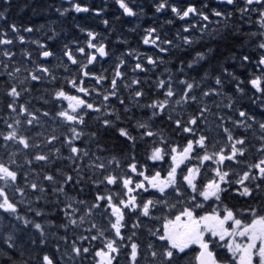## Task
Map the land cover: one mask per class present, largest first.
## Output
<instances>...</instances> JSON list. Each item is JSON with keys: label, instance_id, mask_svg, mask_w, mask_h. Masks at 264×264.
Listing matches in <instances>:
<instances>
[{"label": "snow or ice", "instance_id": "obj_1", "mask_svg": "<svg viewBox=\"0 0 264 264\" xmlns=\"http://www.w3.org/2000/svg\"><path fill=\"white\" fill-rule=\"evenodd\" d=\"M114 2L127 17L144 13L135 0ZM4 5L6 20L11 4ZM152 7L184 26L172 38L145 29L143 43L156 54L128 49L111 76L93 70L109 52L91 29L81 27L86 43H64L59 55L30 40L43 24L0 30L8 110L0 129V264H264V0ZM56 11L100 16L104 8L69 0ZM48 31L49 41L59 35L52 24ZM239 40L251 53L235 47ZM17 41L25 45L20 61ZM237 64L252 71L241 79ZM34 90L43 106L32 109L21 100ZM61 126L67 131L57 135Z\"/></svg>", "mask_w": 264, "mask_h": 264}, {"label": "trees", "instance_id": "obj_2", "mask_svg": "<svg viewBox=\"0 0 264 264\" xmlns=\"http://www.w3.org/2000/svg\"><path fill=\"white\" fill-rule=\"evenodd\" d=\"M11 7H9L8 12L6 13V20L0 19V30H3L8 27L9 24L11 23H16L18 26L23 25V26H30L34 25L36 27H39L41 24L45 25V28L39 32L34 31L32 34H27V33H22L25 36H29L30 40L31 39H39L41 42L46 43L48 46H50L53 50L57 51V54L59 55L60 49H56L54 46V41H49L46 39V35H50L51 33L48 31V25L52 24V26L55 28L57 32H63L68 34L69 30H73L74 34L77 33L73 41H79L80 43L84 42V39L87 37L86 32H81V27L83 28H88L91 29L99 34H104L105 36H114V29L116 28L113 26L115 24V19L120 17L123 21H127L123 16L120 14L116 13V9L113 11V9L116 7L117 4H115L114 0H81L82 3H87L93 7H103L104 12L100 16H96L95 14L89 12V13H75V12H70L67 15L61 17L56 9L58 7H68L69 2L67 0H9ZM153 0H136V5L143 6L144 8V13L138 17L139 20H142L143 18L150 19L152 14H155V10H153L152 7ZM113 5L112 7H109L110 12L105 14V8L107 6ZM4 0H0V10H3L4 7ZM35 9V11H34ZM108 9V10H109ZM70 14V15H69ZM109 15V16H108ZM144 15V16H143ZM157 15H159L157 13ZM69 16V17H68ZM108 16V17H107ZM68 17V18H67ZM104 19H107L109 21L108 27H104V24L102 21ZM52 22H55L54 24ZM72 25V26H71ZM77 25H80V27H77ZM157 26V25H156ZM166 28H169L167 25H164ZM162 27V29H165V27ZM114 27V29H113ZM160 27V25L158 26ZM74 28V29H73ZM143 29L142 26H136V37L138 36L139 31ZM117 30V29H116ZM10 31V30H9ZM168 35L167 37L172 38L175 36V31L172 28L168 29ZM171 35L169 36V34ZM131 37V35H128V38ZM127 38V39H128ZM143 39V38H142ZM130 40V39H128ZM127 40V43H128ZM72 41V42H73ZM71 42V43H72ZM142 42V41H141ZM70 43V44H71ZM131 42L129 41L128 44ZM235 43H238L237 41ZM127 44V45H128ZM242 44L237 45V48L241 47ZM30 50H33V55L38 56V53L35 51L36 45L35 44H27L26 45ZM25 47V45H21L19 41L15 43L13 46L12 50L16 52V60L20 61L21 59V50ZM3 46H0V49H2ZM227 53H225L226 55ZM0 59H4L3 57H0ZM223 59V57H222ZM50 65L54 64L55 61L54 59L49 61ZM229 64V60L227 61ZM235 72L237 74L238 70L235 67ZM60 73L63 72V69L59 70ZM5 72V69L3 68L2 65H0V129L4 127L2 123V119L5 117L6 112V103L7 100L4 96L5 89L3 87V83L5 80V77L3 73ZM239 78H243L242 76L237 75ZM62 81V77H61ZM45 86H41L43 88ZM47 87L51 88L53 87L52 85H48ZM250 87V86H249ZM41 95L40 92L33 91L32 96H25L22 100L21 103H24L28 100H31L30 107L32 109L35 108H40L43 106L42 101H39L37 97ZM47 107L51 110L53 105L49 103ZM88 124L90 126H95V120L94 119H89ZM62 128V130H60ZM65 127H58L57 128V135H59L61 132L65 131ZM48 130H51V124L48 125ZM87 131V129H85ZM109 144L112 143V141L108 142ZM117 145H119V142H116ZM149 148L144 144H142L138 149H137V156L140 159H143L146 151ZM65 154H67V150L65 149ZM75 194V193H73ZM86 194H87V189H86ZM88 199H91V195H87ZM20 211L23 213L26 211V208L24 205H21ZM31 218V214H29ZM95 243V242H94ZM96 245H99V243L96 241ZM86 246H88L86 244ZM63 247V246H62ZM27 258V256L25 257ZM91 258L89 261H85L84 264H90ZM91 264H94V261H91Z\"/></svg>", "mask_w": 264, "mask_h": 264}, {"label": "flooded vegetation", "instance_id": "obj_3", "mask_svg": "<svg viewBox=\"0 0 264 264\" xmlns=\"http://www.w3.org/2000/svg\"><path fill=\"white\" fill-rule=\"evenodd\" d=\"M194 2H196L197 5L199 6V0H194ZM204 2H205V3H210V5H211L212 7H214V6H216V5L220 2V0H204ZM135 4H136V2H135ZM117 10H119V14L123 15V14H122V10L119 8V6L117 7ZM116 12H117V11H116ZM168 15H169V17H172V14H171V13H169ZM124 17L127 18L125 15H124ZM134 19L136 20V17H135ZM197 19H198V18H197ZM135 20L132 21V23L135 25V28H136V21H135ZM127 22H128V20H127V21H123L121 18H120V20H119V23H120V24H125V23H127ZM175 23L180 24V28L184 26V24H183L182 21H180V22H175ZM230 23H232V24L239 23V16H237L236 19H235L234 21H230ZM248 27H250V26L246 24V25H245V28H248ZM69 34H70V36H71L72 39H74L75 36L77 35V33L74 34V31H73V30H70ZM170 35H171V33L169 34V36H170ZM59 37L61 38V40H63L64 42H67V43H69V44L72 42V41H69V40L65 39L63 36H61V34H59ZM135 37H136V33H135ZM237 42H238V43H235V47H236V48H237V45L242 44V45H243V51H244V52H249V53H251L252 49H251V46H250V45L244 44V43H243V40H239V41H237ZM106 45H107V50H108V52H109V51H110V52H111V51H114L115 53H113V55H111V56L109 55V56L106 57V58H99V59L95 62V65H96V64L98 65V66H97V69H98L100 72H103L104 70H107V74H108L109 76H111V72H112V68H113V65H114V62H115L116 56L120 55L121 53L116 52L115 47L113 46L112 42H106ZM127 47H128L127 50H128V49H132V50H135V51H136V41H132ZM143 47H144V48H143L142 51H138L139 53H147L148 55H153V56L156 54V51H157V50L155 49V47H154L153 45L148 44V45H145V46H143ZM233 50H235V48H234ZM226 55H227V54H226ZM169 59L173 60V62H174V57H167V58H166V62H165L164 67H169V68L171 67V65L167 62ZM145 63H146V62H145ZM232 64H233V61L229 60V65H232ZM132 66H133V63H132V62H129L128 67L124 69V71H125L126 73H128L129 76H131L130 69H131ZM235 67H236L237 70H238L237 75H239V76H242V75H243L242 77H244V75H246L247 73H250V72L252 71V66H251V65L248 66L247 71H246L244 68L240 67L238 64L235 65ZM230 70H231V69H230ZM235 71H236V70H235ZM148 75H149V76H152V73L149 72ZM140 78L143 79V78H144L143 75H141ZM153 79H155V77H153ZM253 151H254V150H253ZM246 159H247L249 162H254V160H255L254 156L251 155V154H249V155L246 157ZM228 202H229L230 205H236L237 207H239V206L243 203V201H241V200H237V199H232V200H230V201H228Z\"/></svg>", "mask_w": 264, "mask_h": 264}, {"label": "bare ground", "instance_id": "obj_4", "mask_svg": "<svg viewBox=\"0 0 264 264\" xmlns=\"http://www.w3.org/2000/svg\"><path fill=\"white\" fill-rule=\"evenodd\" d=\"M135 2H136V0H135ZM153 10H155V9L153 8ZM167 19L168 18H161L159 15H157V13L152 14V16L150 17V19L143 18L142 19V24H141V26L143 27V29L141 31L137 32L138 33V36L135 37V33H136L135 25L131 21H128L125 24H120L119 23L120 17L117 16V18L114 21L115 24L113 25V26L116 27L115 29L113 27V29L115 30L114 31V36H110V40H111L113 46L115 47L116 52H118V53H124V52H126V50L128 48L127 46L129 45L128 44L129 41L130 42L136 41V49L138 51H142L144 47H143L141 41H142V38L145 35V32H144L145 29H147L149 27L156 26V25L157 26L160 25L161 31L164 32L166 34V36L169 33L168 32V29L169 28L174 29L175 32H177V30L180 29V25L177 24V23H175V22H173L172 24H167L166 23V20ZM164 25H167L169 28H166ZM136 26H137V24H136ZM163 26L165 27V29H162ZM69 32H70V30H69ZM69 32H68L67 35H66L65 31H64V34L61 31L60 32H57V33L61 34V36H63L65 39H67L69 41H73V39L71 38ZM129 34L131 35V37L128 38V35ZM127 38L130 39V40H128ZM127 40H128V43H127ZM64 43H67V42H64L63 40H61V38L59 37V35L54 40V46H55L56 49H60L61 45L64 44Z\"/></svg>", "mask_w": 264, "mask_h": 264}, {"label": "rangeland", "instance_id": "obj_5", "mask_svg": "<svg viewBox=\"0 0 264 264\" xmlns=\"http://www.w3.org/2000/svg\"><path fill=\"white\" fill-rule=\"evenodd\" d=\"M138 24H142V20H139V22H138ZM96 69H97V67H94V71H96ZM98 71V70H97ZM94 99V98H93ZM66 105H67V103L65 104L64 103V106L66 107ZM99 244H100V241H97ZM95 244H96V242H95Z\"/></svg>", "mask_w": 264, "mask_h": 264}]
</instances>
